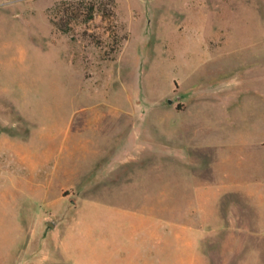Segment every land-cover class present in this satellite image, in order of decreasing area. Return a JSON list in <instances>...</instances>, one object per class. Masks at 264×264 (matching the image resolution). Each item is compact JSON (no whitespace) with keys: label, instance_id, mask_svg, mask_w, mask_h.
I'll use <instances>...</instances> for the list:
<instances>
[{"label":"rangeland","instance_id":"rangeland-1","mask_svg":"<svg viewBox=\"0 0 264 264\" xmlns=\"http://www.w3.org/2000/svg\"><path fill=\"white\" fill-rule=\"evenodd\" d=\"M0 264H264V0H0Z\"/></svg>","mask_w":264,"mask_h":264},{"label":"trees","instance_id":"trees-1","mask_svg":"<svg viewBox=\"0 0 264 264\" xmlns=\"http://www.w3.org/2000/svg\"><path fill=\"white\" fill-rule=\"evenodd\" d=\"M92 17H93V11L90 10V11H89V14H87V19H88V18H92ZM58 27H59L62 31L67 32V29H64L63 27H61V26H59V25H58Z\"/></svg>","mask_w":264,"mask_h":264},{"label":"water","instance_id":"water-1","mask_svg":"<svg viewBox=\"0 0 264 264\" xmlns=\"http://www.w3.org/2000/svg\"><path fill=\"white\" fill-rule=\"evenodd\" d=\"M169 102H170V103H173V100H172V99H169ZM48 223H49V225H51V226H53V227L56 226V224H55L54 222H52V221H49Z\"/></svg>","mask_w":264,"mask_h":264},{"label":"crops","instance_id":"crops-1","mask_svg":"<svg viewBox=\"0 0 264 264\" xmlns=\"http://www.w3.org/2000/svg\"><path fill=\"white\" fill-rule=\"evenodd\" d=\"M62 190H63V189H62ZM75 222H76L75 227L78 228V227L80 226V222H79L78 220H76Z\"/></svg>","mask_w":264,"mask_h":264}]
</instances>
